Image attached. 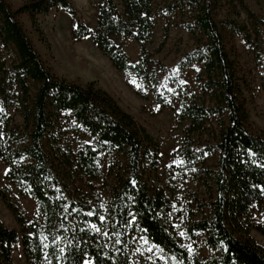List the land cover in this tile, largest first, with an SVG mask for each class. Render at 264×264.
<instances>
[{"label": "trees", "instance_id": "16d2710c", "mask_svg": "<svg viewBox=\"0 0 264 264\" xmlns=\"http://www.w3.org/2000/svg\"><path fill=\"white\" fill-rule=\"evenodd\" d=\"M219 1L199 5L195 24L210 38L206 50L187 54L179 64L186 69L203 62L211 72L215 67L224 70L223 79L211 84L219 90L217 107L195 103L183 107L194 126H201L211 114L225 117L218 143L206 148L219 149L217 169L209 173L211 182L207 184L208 213L188 229L192 236L198 232L206 235L212 257L203 261L179 243L164 220L169 199L155 182L161 149L158 140L96 82L83 86L52 74L18 20L19 14L28 13L36 24L39 15H48L53 9L77 15L74 4L70 0H27L13 10L0 0V37L5 48L13 49L14 70L1 78L0 105L6 107L9 89L15 87L24 117V130L0 121V155L9 165L12 179L28 187L38 201L44 222L42 240L34 222L28 224L19 207L3 195L22 227L28 264H86L87 259L93 264H147L144 256L140 262L134 257L135 238L140 233L160 249L166 264H264V247L251 236L252 229L264 234V133H252L247 127L249 114L240 98L242 91L235 74H229L232 61L212 19L211 9ZM102 2L96 45L119 70L148 74L145 60L154 30L153 0H123V9L115 0ZM194 2L175 0L166 4V10L185 11ZM238 2L249 16H255L244 0ZM225 22L250 42L245 28L232 20ZM168 32L167 25L159 51L166 45ZM90 34L81 21L72 33L76 40ZM114 35L131 36L140 43L138 63L129 62L122 46L112 40ZM31 83L37 86L33 95ZM156 95L164 105L161 94L156 91ZM74 134L92 136L96 143L75 147ZM206 150H195L188 143L183 153L188 162H195ZM106 158L120 168L114 171L111 166L108 171L118 183L109 203V219L102 217V203L93 202L78 185L85 179L99 181ZM258 211L262 223L256 220ZM18 235L0 218V264H15L13 246Z\"/></svg>", "mask_w": 264, "mask_h": 264}, {"label": "rangeland", "instance_id": "374dc122", "mask_svg": "<svg viewBox=\"0 0 264 264\" xmlns=\"http://www.w3.org/2000/svg\"><path fill=\"white\" fill-rule=\"evenodd\" d=\"M13 10L21 7L27 0H3ZM77 15L62 9H53L48 15H39L37 23H33L28 13L18 15L35 49L41 56L44 66L55 76L86 86L96 82L98 88L109 92L118 103L144 126L160 144L156 185L161 187L169 199V206L164 211V220L169 231L179 243L187 248L191 255H200L203 261L212 257V251L206 244V235L198 232L192 236L188 231L191 223L208 213L210 191L207 184L211 182L209 173L217 169L219 149L206 150L210 145L218 143L220 129L225 117L211 114L202 121L201 126H194L190 118L183 113L186 103L202 105L205 108L217 107L220 103L219 90L211 86L223 79L224 70L215 67L211 72L203 64L196 62L192 68L180 69L181 60L189 53L206 50L210 38L196 27V19L200 16V4L209 0L194 2V6L185 11L166 10V4L175 0H153L154 30L151 41L147 43L150 53L146 57L145 72L137 74L131 70H119L109 56L104 54L94 41L97 30V17L102 0H70ZM123 9V0H115ZM254 17L240 5L238 0H220L213 5L212 19L216 23L222 37L224 50L232 61L230 73L235 74L249 114L248 129L255 134L264 133V0H244ZM235 21L245 28L251 36L246 42L235 33L225 21ZM87 25L91 34L81 40L73 38V31L78 22ZM169 26L165 47L158 50L164 39L165 27ZM115 44L122 46L129 62L136 64L140 60V43L131 36L114 35ZM13 49L5 48L0 37V87L3 74L13 73ZM5 69L7 73H5ZM14 89L10 88V99L4 108L0 105V121L9 127L24 130V117L21 103L16 100ZM37 86L31 83V93ZM156 89V90H155ZM161 94L165 104L162 105L156 95ZM15 93H18L15 91ZM66 113V112H64ZM66 119V118H65ZM75 147L89 142L95 144V138L87 134L73 135ZM190 144L195 150L205 149L203 156L195 162H188L184 156V146ZM117 165H111L106 158L104 173L99 181L85 179L78 182L93 202H101L104 206L103 218L108 217L109 203L114 197L118 183L108 171ZM9 165L0 155V218L7 226L18 231V241L13 246L15 264H28L22 242V227L16 215L8 207L3 195L19 207L28 224L34 222L39 237L43 234V217L38 201L30 189L14 181L9 175ZM210 170V172H208ZM113 171V170H112ZM87 182V184H86ZM93 184V187L89 186ZM256 220L263 222L261 213L255 212ZM97 230V227L94 226ZM108 231H106L107 234ZM35 235V227L30 229ZM254 241L264 247V234L257 229L251 230ZM136 240L135 260L144 256L147 264H166L158 247L150 243L143 233ZM140 256V257H139ZM86 264H93L91 259Z\"/></svg>", "mask_w": 264, "mask_h": 264}]
</instances>
